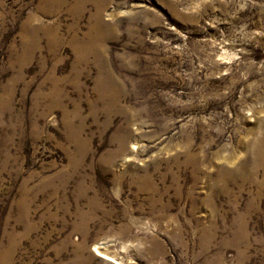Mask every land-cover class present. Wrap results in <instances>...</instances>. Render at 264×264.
I'll use <instances>...</instances> for the list:
<instances>
[{
	"label": "rangeland",
	"instance_id": "obj_1",
	"mask_svg": "<svg viewBox=\"0 0 264 264\" xmlns=\"http://www.w3.org/2000/svg\"><path fill=\"white\" fill-rule=\"evenodd\" d=\"M0 264H264V0H0Z\"/></svg>",
	"mask_w": 264,
	"mask_h": 264
},
{
	"label": "bare ground",
	"instance_id": "obj_2",
	"mask_svg": "<svg viewBox=\"0 0 264 264\" xmlns=\"http://www.w3.org/2000/svg\"><path fill=\"white\" fill-rule=\"evenodd\" d=\"M63 3H64V2H63ZM103 256H105V255H103ZM105 257L109 258L108 256H105Z\"/></svg>",
	"mask_w": 264,
	"mask_h": 264
}]
</instances>
